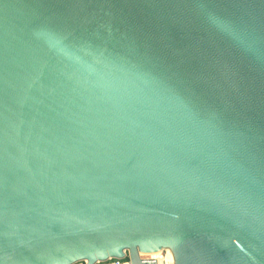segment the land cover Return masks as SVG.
Listing matches in <instances>:
<instances>
[{
  "label": "water",
  "instance_id": "water-1",
  "mask_svg": "<svg viewBox=\"0 0 264 264\" xmlns=\"http://www.w3.org/2000/svg\"><path fill=\"white\" fill-rule=\"evenodd\" d=\"M264 264V0H0V264Z\"/></svg>",
  "mask_w": 264,
  "mask_h": 264
},
{
  "label": "built area",
  "instance_id": "built-area-1",
  "mask_svg": "<svg viewBox=\"0 0 264 264\" xmlns=\"http://www.w3.org/2000/svg\"><path fill=\"white\" fill-rule=\"evenodd\" d=\"M125 257L122 260L109 259L103 263L97 264H131L129 260L128 252L124 253ZM141 261H153L156 260V264H174L173 256L169 250H162L159 253L152 255H140ZM77 264H87V262H80Z\"/></svg>",
  "mask_w": 264,
  "mask_h": 264
}]
</instances>
